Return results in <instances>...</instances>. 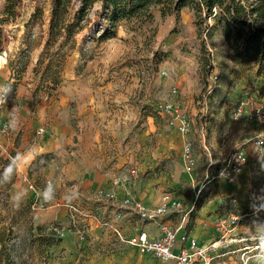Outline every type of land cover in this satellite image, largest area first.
<instances>
[{
  "label": "rangeland",
  "instance_id": "obj_1",
  "mask_svg": "<svg viewBox=\"0 0 264 264\" xmlns=\"http://www.w3.org/2000/svg\"><path fill=\"white\" fill-rule=\"evenodd\" d=\"M242 1L244 5L252 2ZM22 5L19 17L6 20L0 0V28L9 41L5 54L0 55V85L11 86L8 102L27 90L29 103L38 106L42 97L46 95L47 101L54 89L77 76V89L101 92L106 109L117 113L115 121L128 109L129 147L124 151L121 146H107L103 152L105 160L107 157L112 159L110 164L118 165L108 184L124 187L125 195L117 198L106 186L99 187L92 197L95 202L90 201L92 206L98 204V209L87 210L95 219L99 236L117 239L109 225L136 220L133 201L144 194L145 184L155 187L160 180V191L170 192L176 191L174 186H183V200L177 199L183 207L179 211L188 209L193 184L184 180V175L198 171L194 188L203 186L206 176L235 148H226L225 141L218 147L220 129L231 124L232 111L247 106L251 112V102L264 109V62L259 73L254 64L238 63L213 20L197 27L189 6L182 8L177 18L161 16L157 6L151 7V18L133 25L134 30L129 28L130 22L123 21L115 38L97 41L89 25L92 11L98 8L95 4L81 31L69 38L57 37L45 48L49 0H23ZM35 6L42 10V23L25 27ZM81 78L84 80L78 82ZM173 88L176 93L171 96ZM168 100L189 121L187 132H177L161 110L162 102ZM37 130L34 135L41 134ZM8 131H0V170L16 154L6 140ZM172 132L184 135L182 142L189 144L190 167L182 159V142L173 144ZM257 151H264V145ZM48 158L42 155L36 159L26 170L28 179L15 176L0 185V264H77L78 243L87 239L89 225L77 220V198L71 203L63 199L59 207L56 200L46 203L40 199L45 181L55 185L53 178L39 172ZM177 180L176 185L171 184ZM67 184L70 182L61 181L60 186ZM21 189L25 196L17 204L13 197ZM105 192L112 197L104 196ZM33 201L39 206H33ZM198 201L196 198L195 205ZM55 205L57 216L51 209Z\"/></svg>",
  "mask_w": 264,
  "mask_h": 264
},
{
  "label": "crops",
  "instance_id": "obj_2",
  "mask_svg": "<svg viewBox=\"0 0 264 264\" xmlns=\"http://www.w3.org/2000/svg\"><path fill=\"white\" fill-rule=\"evenodd\" d=\"M81 80L84 79L81 78L78 82ZM64 82L53 90L47 101L45 95L35 107L29 103L27 90L23 94H17L15 100L9 99L0 109V123H7L11 110L15 108L20 117V126L16 131H8L6 140L11 148L18 153L30 145H36L40 151L36 159L48 155L45 166L39 172L46 178H53L56 188V198L53 201H57L58 207L66 193L72 189L78 190L77 220L87 222L89 235L78 243L77 264H170L149 254L140 253L135 247L115 238L97 235L95 219L87 211L90 208L98 209V204L92 206L90 202H95L92 197H95L96 189L106 186L117 198H123L126 192L124 187L113 188L108 184L114 173L113 169L118 165L116 162L110 164L112 159L107 157L105 160L103 152L107 146H121L124 151L129 147V121L125 116L128 109L121 112L122 117L115 121L113 116L117 113L106 109L100 98L101 92L77 89V76L68 79L65 84ZM95 97L98 99L95 100ZM251 112L247 106L243 107L240 122L231 120V124L222 126L219 133V148L225 141L226 148L239 147L245 156V162L235 182L205 179L203 186L194 188L198 171L190 170L183 177L193 184V196L188 207L186 206L188 209L181 212V207V211L170 212L161 219L175 229L176 238L185 236L193 239L199 247H208L204 254V264H241V254L255 243L253 233H258L260 225L264 224V151L258 152L252 143L255 136L263 133V128L253 119H248ZM38 128H42V133L34 135ZM172 134L175 135L173 144L182 142L184 135H176L174 132ZM137 142L140 143L139 139ZM36 159L16 176L27 178L26 170L31 169ZM61 181L70 184L60 186ZM177 182L178 180L171 184L176 185ZM181 182L180 185L183 184ZM156 184L159 185L154 187L145 184L146 191L137 200L152 207L158 204L164 192L169 193L175 200H183V186L179 189L174 186L176 191L170 192L160 191V180ZM196 198L199 201L195 205ZM181 202L183 205V201ZM56 205L51 208L53 216H57L59 212ZM231 218L247 222H239L230 233L223 234L217 227L218 222ZM116 227L124 235H130L137 229L145 230L149 236H156L158 232L154 222L142 223L137 217L133 222L119 221ZM212 242L216 244L209 247ZM103 244L105 247H102ZM250 253L255 255L249 259L250 264H264V258L258 257L255 250L245 255ZM189 264L203 263L200 259H192Z\"/></svg>",
  "mask_w": 264,
  "mask_h": 264
},
{
  "label": "trees",
  "instance_id": "obj_3",
  "mask_svg": "<svg viewBox=\"0 0 264 264\" xmlns=\"http://www.w3.org/2000/svg\"><path fill=\"white\" fill-rule=\"evenodd\" d=\"M23 0H3L2 16L12 20L21 15ZM92 11L89 25L97 41H106L116 36L121 22H130L131 30L151 18L150 8L157 6L160 15L178 17L182 8L189 6L195 25L201 26L212 19L219 29L223 41L240 64H254L256 73L264 62V0H49L47 28L44 47L56 42L57 37L69 38L81 31L83 22H89L88 11ZM42 23V10L35 6L28 15L25 27ZM7 37L0 28V55L5 54ZM56 84V82H53ZM54 86V85H53ZM54 89V88H53Z\"/></svg>",
  "mask_w": 264,
  "mask_h": 264
},
{
  "label": "built area",
  "instance_id": "obj_4",
  "mask_svg": "<svg viewBox=\"0 0 264 264\" xmlns=\"http://www.w3.org/2000/svg\"><path fill=\"white\" fill-rule=\"evenodd\" d=\"M175 93L176 90L173 88L171 90V96ZM249 106L252 112L248 119H253L263 128V133L255 136L252 139V143L255 147H261L264 145V109L262 105H252V103H249ZM160 108L165 113L166 118L169 119V123L174 125L177 132H187L189 121L184 114L178 113L172 100L162 102ZM241 114L242 107H237L231 114V120L235 123L240 122ZM6 125V123H0V131H6ZM42 131V128H39L37 134L42 133ZM181 152L185 166L190 167L192 165V159L190 157L189 144L186 141L181 144ZM244 162L245 156L242 150L239 147H235L206 180H222L226 183H234ZM47 182L49 181H45V185ZM29 187L32 188V184H29ZM103 195L112 197V194L109 192H105ZM126 202V199L121 201L122 204ZM36 203V201H33V206L37 205ZM37 206H39V204ZM180 208L179 201L175 200L167 192L162 193L158 204L152 207H147L139 201H133V210L138 221L142 223L145 221L154 222L158 230L156 236H149L147 232L142 229H137L130 235H124L116 226L109 225V227L119 242L135 247L140 253L149 254L161 261H168L170 264H189L192 259H200L204 264V254L208 247H199L193 239H188L185 236L176 238L175 229L161 220L162 217L166 216L168 213L179 211ZM119 216L120 215L117 214V217ZM239 222L246 221H237L231 218L228 221H219L217 227L223 234L230 233ZM215 244L216 242H212L209 244V247H213ZM256 249L257 245L255 243L246 249L240 256L241 264H250L249 259L255 255L250 253L246 256L245 254L251 250L256 251Z\"/></svg>",
  "mask_w": 264,
  "mask_h": 264
},
{
  "label": "clouds",
  "instance_id": "obj_5",
  "mask_svg": "<svg viewBox=\"0 0 264 264\" xmlns=\"http://www.w3.org/2000/svg\"><path fill=\"white\" fill-rule=\"evenodd\" d=\"M12 94V89L10 85H0V104H6L8 102L9 96ZM20 126V117L15 108H13L9 114V119L6 127L12 131L18 130ZM40 155L38 146L30 145L25 150L16 153L8 164L0 170V185H6L10 183L17 173L26 167H29L33 161ZM56 188L55 185L49 181L46 183L44 188L40 191L39 197L44 202H52L56 197ZM25 196L24 190H18L14 195V201L19 204ZM79 192L77 189H72L66 193L65 199L66 202L71 203L72 200L78 198ZM255 235V244L257 245L256 254L258 257L264 258V224L260 225V231L254 232Z\"/></svg>",
  "mask_w": 264,
  "mask_h": 264
}]
</instances>
